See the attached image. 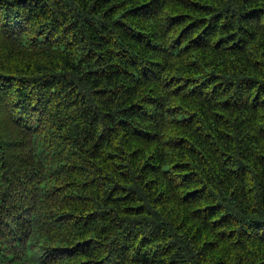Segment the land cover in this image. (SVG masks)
Wrapping results in <instances>:
<instances>
[{
	"label": "trees",
	"instance_id": "16d2710c",
	"mask_svg": "<svg viewBox=\"0 0 264 264\" xmlns=\"http://www.w3.org/2000/svg\"><path fill=\"white\" fill-rule=\"evenodd\" d=\"M0 264H264V0H0Z\"/></svg>",
	"mask_w": 264,
	"mask_h": 264
},
{
	"label": "bare ground",
	"instance_id": "6f19581e",
	"mask_svg": "<svg viewBox=\"0 0 264 264\" xmlns=\"http://www.w3.org/2000/svg\"><path fill=\"white\" fill-rule=\"evenodd\" d=\"M149 143H150V142H149ZM143 144H144V143H143ZM147 144H148V143H147ZM145 145H146V144H145ZM140 146H142V145H140ZM140 146H139V148H141ZM143 147H144V146H143Z\"/></svg>",
	"mask_w": 264,
	"mask_h": 264
}]
</instances>
